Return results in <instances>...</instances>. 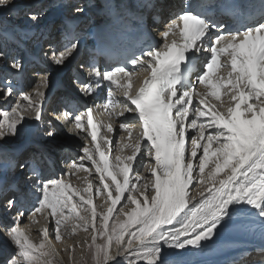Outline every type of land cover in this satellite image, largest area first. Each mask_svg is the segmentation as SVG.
Wrapping results in <instances>:
<instances>
[{
	"label": "snow or ice",
	"instance_id": "1",
	"mask_svg": "<svg viewBox=\"0 0 264 264\" xmlns=\"http://www.w3.org/2000/svg\"><path fill=\"white\" fill-rule=\"evenodd\" d=\"M12 7L13 0H0V9ZM140 7L147 15L161 16L162 20L153 29L159 42L147 45L130 60L131 65L142 70L136 75L135 87L131 86L133 72L126 65H106L101 69L94 54L84 57L80 34L73 29L66 30L62 39L57 35L55 41H48L43 55L58 69H67L75 62L69 87L83 101L78 107L65 101L46 123L49 90L53 87L51 73L45 72L31 92L20 91L19 95L11 78L0 79V214L6 217L0 223V264H34V250L45 248L46 239L36 245L21 227L30 195L36 198L33 215L46 205L51 215L60 217L55 221L56 241L61 240L62 220L68 219L65 210L76 213L84 231L91 233V243H82H88L87 255L92 264H186L180 258L181 250L199 251L235 216L254 212L264 221V9L259 19L250 20L241 29L229 28L224 20L200 8H219L223 15L238 21L255 14L245 0H204L200 6L186 3L178 11L169 10L164 0H144ZM84 12L83 7L73 8L74 15ZM27 15L32 22L39 20L35 12ZM224 53L228 82L232 83L235 73L239 89L238 95L229 97L237 101L235 106L226 110L209 107L204 93L197 91L198 85L209 82ZM198 57L203 58L199 67L194 64ZM0 62L15 72L23 71L22 60L2 46ZM189 66L190 72H186ZM114 84L118 85L115 89ZM212 87V95L218 96V86ZM104 88L107 92L103 107L108 109L113 103L121 106L120 111L109 112L110 118L128 136L137 130L128 163L121 169L123 183L117 180L119 173L114 175L108 170L107 156L100 146L93 151L89 148L97 137L92 114L100 105L87 101L100 99ZM194 97L198 99L196 104ZM249 100L255 102L248 103ZM53 119L63 125L66 140L84 142L75 160L58 157L61 128ZM31 125H35L32 135L40 147H34V140L26 135ZM108 131H113L111 125ZM115 149V159L119 161V144ZM96 153L104 164H97L95 169L101 173L95 192H106L110 204L99 213L92 207L89 218L80 216L77 208L92 205V196L85 200L77 192L74 195L79 196V201L72 202L65 178L77 165L83 168L85 160L96 163ZM137 154L138 161L134 159ZM54 156L58 158L53 160ZM145 156L148 160L141 171ZM210 157L215 158L214 167L206 174ZM50 161L57 167L64 163L59 177L48 174ZM133 166L135 182L129 179ZM105 172L111 177L107 183ZM148 172L151 175L145 176ZM218 173L223 175L218 177ZM142 178L145 182L138 187ZM199 183L207 187L197 194ZM92 188L89 183L88 191ZM11 213L15 216L10 217ZM50 251L54 253L55 249L50 247Z\"/></svg>",
	"mask_w": 264,
	"mask_h": 264
},
{
	"label": "bare ground",
	"instance_id": "2",
	"mask_svg": "<svg viewBox=\"0 0 264 264\" xmlns=\"http://www.w3.org/2000/svg\"><path fill=\"white\" fill-rule=\"evenodd\" d=\"M42 1L45 0H37V3H35V0H13V7L20 6L21 15H27L29 12H35L39 15V20L37 22L30 21L26 27L30 30L32 25L38 26L42 21L41 19L46 17V12L50 11L53 5H50L47 9L44 10V4ZM140 3L141 0H135ZM181 0H164V3H166L169 6V10L173 11L181 7L180 5ZM35 3V4H34ZM45 3V2H44ZM65 2H61L60 0L56 2L54 5H61L63 6ZM77 6L81 7V4H78ZM12 8H9L7 10L0 9V12H4V16H11L14 15V10ZM41 10H44L41 12ZM46 11V12H45ZM64 15H67L65 13L69 12H63ZM71 13L67 15V17H70ZM50 17H52V14L50 13ZM161 17V16H160ZM162 18V17H161ZM29 21L28 16L23 18V20L20 23H23V25ZM44 21L50 23L53 22V19L45 18ZM85 20H81L79 22V27H81L83 24H85ZM63 23L55 24L53 29L58 31L59 28H61V25ZM10 25H14L13 23L7 24L5 27H8ZM49 29V24L45 25L43 27H39L38 30H42L39 34L33 33L31 35V39H29L28 44H32L31 42H34V44L41 41L42 34H46L45 31ZM17 33L20 34L21 32L18 29ZM80 30V29H79ZM23 31V30H22ZM63 35V33H60V37ZM171 36V35H170ZM57 37V34H49L48 40L55 41ZM46 43V41H45ZM60 43L57 41V46L59 47ZM9 52L16 54L17 58L23 59V71L22 72H15L14 70H11L8 66V64H5L3 62H0V79L4 78H11L13 86L17 89V95H19L20 91H26L31 92L35 85L29 86V82L35 79H39L45 72H49L52 74V81L57 79V75L59 76L60 73L57 70L56 67H54L50 61H46L43 63L41 60L33 59V61H30L29 57L30 54H23L22 52L16 51L15 48L8 49L4 47ZM44 50V49H43ZM45 50H48V44H45ZM40 56H43V51L40 52ZM25 61V62H24ZM1 63L5 64L2 65ZM10 63V62H9ZM38 70L43 71L42 74H38ZM142 70L137 71L135 74H133L131 86H136V75L140 74ZM236 74L233 73V76L231 77L232 83H229V77L227 76V72L225 69H221L219 71L213 72L209 76V82L205 84H200L197 87V91H202L205 95L207 105L209 107L215 106L216 108L223 107L225 110L227 107L232 105V101L229 100V97L232 95L236 84L238 83L235 79ZM120 78V75H119ZM65 79V78H64ZM142 79V76H141ZM26 80V83H25ZM63 81V78H61ZM68 89L64 85L60 84L56 90L53 93H49V107H58L62 104V100L74 102V98L70 94L71 88ZM213 85H217V91L219 93L218 96H213ZM118 85L115 87L117 88ZM114 88V89H115ZM100 99H93L88 100V104H99L100 107L98 109H94V120L93 123L96 125V132L97 137L94 142H91L89 144L90 151H93L97 145L100 146V150L105 153L107 156V163H108V170L113 172V174L120 173L119 168L120 165L116 162L115 156L117 154L115 145L119 144L120 149L126 153V159L125 164L128 163L127 157L131 155L132 152V145L135 142V136H136V129H133V135L128 136V133L124 130L119 129L118 122L110 118L109 112H116L121 110V106L117 103L114 107L105 109L103 107V103L101 100V95L99 94ZM117 100L120 99L119 96L116 98ZM226 100H229L228 104H225L224 102ZM56 102L58 104H56ZM198 102V99L194 97L193 104H196ZM254 100H251L250 103H254ZM12 103H15V100L12 101ZM26 103V102H25ZM54 105V106H53ZM247 116V114H245ZM191 119V106H190V115L188 117V120ZM109 125L112 126L113 131L109 133L108 128ZM34 125H31L30 129H33ZM194 131V130H190ZM91 132V128L89 127V133ZM113 135V141L112 143L109 142V138ZM121 135L124 137V139L121 141L120 137ZM147 138H144L146 141ZM89 140H91V137L89 135ZM203 142V141H202ZM67 143L63 135L60 134L58 136L57 140V146H58V157H71L72 160H75L77 158V154L80 150V148L83 146L84 142L80 141L78 139L71 140L70 143L72 144H65ZM150 145V142H148ZM143 151V149H142ZM202 154L201 152L198 153V155ZM57 156H54V160L58 158ZM96 163H93L92 161L85 160L84 161V167L81 168L79 165H77L75 168L72 169V171L69 173V175L65 178L66 183L69 185L68 191L70 195H73V201L77 202L79 201V196L74 195V193H79L80 195L84 196L85 200H87L88 196L91 195L93 199L92 205H84V207L78 206L77 212L80 216H85L90 218L91 208L96 207V211L99 213L102 209L106 211L107 207L110 204V201L106 198V192L102 193L100 195H97L95 192V185L99 182L98 177L101 175V173L96 172V166L99 164L101 167H103L104 162L100 160L99 154L96 153L93 157ZM135 160H139V154L134 158ZM214 157H210L209 160V166L206 167L205 173L207 174L210 170V168L214 167L213 161ZM148 158L145 156V161L141 162V164H144L147 162ZM152 163L154 164V157L152 158ZM64 163L61 162L59 167L54 163L51 169H47L48 174L55 173L57 177L61 175L60 168L64 167ZM144 166L141 165V171H143ZM135 171V167L133 166L132 172L130 174V179H132V182H135L133 179V173ZM227 171V169H225ZM195 174V173H194ZM103 175L106 177L105 183L111 181V177L107 175V172L103 173ZM145 176H150L151 173H144ZM223 173H218L217 176H222ZM118 176V175H117ZM145 181L142 178L140 182L137 183V186L139 187L140 184H143ZM91 183L93 185V188L91 192L88 191V185ZM207 187V184L200 183L195 188V193H199V191L203 190V188ZM35 196L31 195L30 197H27L25 207L28 209L29 207L35 205ZM123 200L121 201V203ZM119 207V204L117 205ZM87 209V211L85 210ZM34 210V209H33ZM49 214L50 223L51 221H56V219L60 218L57 215H51V209H49L46 205L38 212H35L33 215V212L26 213V217L24 221L21 224V227L25 229V234L29 237L30 240L36 245L39 244L40 239H48L51 242L52 247L55 249V252L50 251V246L46 242L45 248L43 249H37L33 252V260L34 264H50V261H52L55 264H62L58 260V256L62 259V261L65 264H81V261H87L88 264H92L91 259L87 255V249H88V243H91L90 235L91 233L85 232L84 228L76 216V213H71L67 210L65 212L67 213L66 216H68L67 220H62L61 225L63 226V230L61 231V234L64 233V235H69L70 240L67 239V242H62L61 240L56 241L55 238H51V231L50 229L47 230L46 228V222H47V213ZM12 215V214H10ZM116 215V212H113V216ZM15 216V214H14ZM31 216V219H28V217ZM10 218V217H8ZM53 220H52V219ZM6 217H3V214H0V223H3ZM46 220V222H45ZM99 222L98 220L96 221ZM109 223H112V219L110 218ZM43 224V227H39V225ZM264 224V221H261L260 218L253 212V213H245L237 215L233 218L232 221L229 222L225 227L220 228L215 235V237L207 242L205 246L197 251L195 248H187L186 250H181L180 258L183 259L186 264H232L233 258L235 254L243 250V253L246 250L245 244H238V243H228L225 240V235H228L230 232L233 231H240L247 229L248 227H252L254 225H261ZM56 226V224H55ZM73 228H75V231H73ZM53 231V230H52ZM47 232V237L44 236V233ZM63 235V236H64ZM65 237V236H64ZM63 237V238H64ZM62 238V236H61ZM66 239V238H64ZM84 240H87L88 243H82ZM100 241L97 240V243ZM251 245L250 243L247 245ZM39 251L44 252L42 254H45L46 256H43L42 254L38 253ZM58 255V256H57ZM249 257L247 259L248 264H258L259 259L264 258V252L259 251L258 253L254 254L252 251L248 253ZM254 255L260 256V258H255ZM258 260V262H256Z\"/></svg>",
	"mask_w": 264,
	"mask_h": 264
},
{
	"label": "rangeland",
	"instance_id": "3",
	"mask_svg": "<svg viewBox=\"0 0 264 264\" xmlns=\"http://www.w3.org/2000/svg\"><path fill=\"white\" fill-rule=\"evenodd\" d=\"M14 1H15V0H14ZM35 1H36L35 3H37V0H35ZM42 2H43V4L45 5V6H44V8H45V7H46V4H47V0L42 1ZM44 2H45V3H44ZM35 3H34V4H35ZM32 45H33V44H29V45L27 46V48H28V49H31V48H32ZM25 54H27V53L25 52ZM37 80H38V78L35 79V80L30 81V82H29V84H30L29 86H33V85H35L36 82H37ZM25 83H26V80H25ZM113 139H114V138H113V135H111L110 143H112ZM68 158H71V157H68ZM141 165L144 166V164H141ZM199 184H200V183H199ZM199 184H198V185H199ZM30 196H31V195H30ZM30 196H28V197H30ZM33 209H34L33 206L29 207L27 213H31V212H33ZM46 213H47V212H46ZM11 214H12V215H10V217H11V216H14L15 213H11ZM66 214H67V213L65 212V216H66ZM57 216H58V215H57ZM3 217H4V215H3ZM46 219H47V222H46V220H45V222H46V228H47V230L50 229V231H51V238H55V231H56V227H57V226H55L56 223H55L54 221H51V223H50V219H49V214H48V213H47V218H46ZM51 219H52V218H51ZM52 220H53V219H52ZM4 221H5V220H4ZM41 226L43 227V224L39 225V227H41ZM62 228H63V226L60 225V230H63ZM52 230H53V231H52ZM63 235H64V233L61 234V236H62L61 241H62V242L65 243V242H67V239L70 240V239H69V238H70L69 235H64L65 237H64ZM63 237L66 238V239H64ZM46 242L49 244L50 247H52L51 242H50L48 239L46 240ZM38 253L42 254V253H44V252L39 251ZM42 255H43V256H46L45 254H42ZM57 256H58V255H57ZM58 260H59L62 264H65L59 256H58ZM50 264H55V263H53L52 261H50Z\"/></svg>",
	"mask_w": 264,
	"mask_h": 264
}]
</instances>
